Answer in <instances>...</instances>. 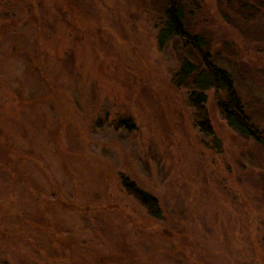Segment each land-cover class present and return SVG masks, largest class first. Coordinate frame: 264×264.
<instances>
[{"label": "rangeland", "instance_id": "obj_1", "mask_svg": "<svg viewBox=\"0 0 264 264\" xmlns=\"http://www.w3.org/2000/svg\"><path fill=\"white\" fill-rule=\"evenodd\" d=\"M169 1L0 0V264H264V146L175 84L206 52L264 129V0H177L203 45L158 49Z\"/></svg>", "mask_w": 264, "mask_h": 264}, {"label": "trees", "instance_id": "obj_2", "mask_svg": "<svg viewBox=\"0 0 264 264\" xmlns=\"http://www.w3.org/2000/svg\"><path fill=\"white\" fill-rule=\"evenodd\" d=\"M172 38L184 40L185 45L201 48L203 40L198 35H190L183 24V8L177 0H170L163 14V24L157 29L156 44L158 49L164 46V43ZM204 64L196 66L194 63L183 59L175 75L176 86H182L184 82L191 79L194 86L187 96V103L192 109V121L199 132L204 136H212L208 111L205 108L206 94L209 89L213 91L224 92L226 98L218 100L216 105L226 124L241 134L251 136L258 144L264 146V129L259 130L261 135H257L256 130L252 132L250 121L243 112L239 100L234 91L233 81L230 74L209 61L206 52L203 54ZM122 187L125 193L131 196L143 209L145 213L158 219L161 216L160 206L157 199L149 192L140 189L128 178L121 179Z\"/></svg>", "mask_w": 264, "mask_h": 264}]
</instances>
